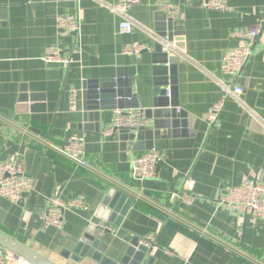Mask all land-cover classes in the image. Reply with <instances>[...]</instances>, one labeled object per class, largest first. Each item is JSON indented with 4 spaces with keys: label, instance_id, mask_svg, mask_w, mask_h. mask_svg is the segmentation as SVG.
I'll use <instances>...</instances> for the list:
<instances>
[{
    "label": "crops",
    "instance_id": "obj_1",
    "mask_svg": "<svg viewBox=\"0 0 264 264\" xmlns=\"http://www.w3.org/2000/svg\"><path fill=\"white\" fill-rule=\"evenodd\" d=\"M173 1L182 11L171 30L157 0H141L129 11L133 34L120 35L122 18L112 9L118 0H0V116L56 145L74 135L84 136L87 162L136 191L125 192L100 178L95 179L99 184L94 183L92 173L24 140L0 121V160H16L35 179V192L21 202L0 197V232L53 264H68L63 254L74 250L91 224L117 230L116 235L97 237L119 255L136 237L155 235L149 264H258L249 257L264 262V219L235 213L219 203L229 188L245 181L264 183V28L237 81L244 93L225 101L212 130L207 124L211 106L222 99V85L233 84L234 79L221 70L223 55L238 46L231 33L264 27V0H228L226 12L201 8L198 0ZM78 11L81 52L73 56L69 69L46 63L48 47L68 51L74 46L76 38L60 34L57 18ZM164 36L174 48L170 58L179 59L174 100L185 116L179 126L169 129H157L149 119L147 130L159 133L153 144L162 161L157 179L139 183L131 179V161L150 151L146 149L150 141L144 138L141 147H135L121 134L104 140L102 132L114 109L100 110L96 122L98 111L87 110L88 91L101 94L108 88L95 89L96 80L125 79V75L129 81L121 90H132L139 109L152 108L153 68L166 55L159 41ZM178 37L183 39V49L176 46ZM127 43L150 50L138 58L125 56L122 48ZM70 89L77 91L76 109L70 106ZM22 96L24 103H20ZM97 124V129H85ZM188 177L191 189L185 188ZM112 188L134 199L119 226L96 217ZM185 191L197 196L192 205L172 201V195ZM139 194L147 200L137 199ZM78 196L84 198V209L65 211L62 229L42 225L41 215L50 199L70 202ZM159 222L164 223L161 229ZM198 228H207L212 236L201 235Z\"/></svg>",
    "mask_w": 264,
    "mask_h": 264
},
{
    "label": "built area",
    "instance_id": "obj_2",
    "mask_svg": "<svg viewBox=\"0 0 264 264\" xmlns=\"http://www.w3.org/2000/svg\"><path fill=\"white\" fill-rule=\"evenodd\" d=\"M201 8L216 11L226 12L228 10V0H198ZM159 11L166 17L168 21H176L181 16V8L173 0H157ZM141 0H118L116 6L112 7L122 18L118 33L120 35H131L134 32V26L129 11L132 7L139 5ZM57 27L62 36H74V46L66 51L61 46H50L46 49L43 60L48 64H59L64 68L69 69L73 63V56L81 52L78 38L82 30V22L79 11L74 14L60 15L57 18ZM263 25L260 24L255 28L235 30L231 33V37L238 42V46L223 55L221 70L227 75L231 76L233 84L230 86L222 85L223 96L220 101L213 104L208 112L207 124L212 130L217 124L220 115L224 109L225 101L228 98L239 99L244 93V88L237 84L242 71L248 64L253 55V48L258 41ZM161 45L164 46V51L169 56L174 51L171 45V39L168 36L159 38ZM150 48L143 44L127 43L122 48V54L125 56L140 57L145 51ZM170 57V56H169ZM170 97V91L167 94ZM70 106L73 109L77 108V91L75 89L69 90ZM0 121L18 133L24 140L31 141L41 146L45 151L53 152L56 155L70 160L76 168L86 170L92 173L96 178L104 179L111 183L114 187L119 188L125 192L136 191L124 184L114 182L107 176L100 173L86 160V140L84 136L74 135L67 142L62 145H56L36 134L29 127L20 125L6 117L0 116ZM149 128V119L146 115V110L143 109H121L116 108L112 111L110 121L102 132L104 140L113 139L118 134L128 131L130 134H138L140 131ZM162 161L161 154L158 150L152 149L147 153L135 157L131 161V179L143 183L147 180L157 179L159 175V166ZM193 182L190 177L186 180L185 188L191 189ZM35 192V179L28 176L23 166L16 160H0V197L5 198L13 203H19L23 197ZM172 201H180L185 206L192 205L197 196L190 192H181L172 195ZM137 199L147 200L142 194L137 196ZM220 204L225 205L235 213L249 215L253 218L264 219V183L257 181H245L240 186L232 187L227 190L220 200ZM85 206L83 196H78L70 202H64L59 198L50 199L49 208L42 213V225L45 228L55 227L63 228L64 212L67 210H83ZM164 226L163 222L158 223V228ZM99 234L109 233L116 235L117 230L105 224L97 226ZM201 235L209 237L212 236L207 228L197 229ZM155 235H149L142 239V244L147 248L153 246ZM258 264H264L260 260ZM0 264H31L30 262L18 257L14 252L0 246Z\"/></svg>",
    "mask_w": 264,
    "mask_h": 264
},
{
    "label": "water",
    "instance_id": "obj_3",
    "mask_svg": "<svg viewBox=\"0 0 264 264\" xmlns=\"http://www.w3.org/2000/svg\"><path fill=\"white\" fill-rule=\"evenodd\" d=\"M172 21H169V30L173 28ZM176 40V46L183 49L182 38L178 37ZM163 47V46H161ZM163 49V48H162ZM179 62L178 58H170L167 54L164 55V59H158L155 62L153 71L156 76L155 82V98L153 99V106L146 110V115L148 119H153L155 121V128H165L169 129L176 128L181 124L179 119L184 118L185 112L178 111L177 103L174 98L176 97V84L177 81L175 75L176 65ZM170 74V78L167 77ZM125 79L121 76L117 80H96L94 82V88L103 90V93L92 95L88 91L89 103L87 110L91 111L96 109L98 111L94 115L96 122L99 121L100 110H110V109H139L141 107L140 102L133 98L131 89L121 88L123 84H126L129 80L123 75ZM164 76V77H163ZM159 77V78H157ZM109 85L113 86V89H109ZM85 88L88 86L85 85ZM169 88V90H168ZM90 90V88H89ZM93 91V90H92ZM168 91H170V97H168ZM103 95V96H101ZM24 97L20 98V103H24ZM96 101H92V100ZM107 100V101H104ZM131 99V102H129ZM96 103V104H95ZM85 114V119H87ZM97 126H85V129H97ZM121 134L123 141H130L135 147H141L139 144L144 138H147L150 142L147 144V150H152L154 148L153 139L159 137L158 132H153L150 130L140 131L138 134H130L128 131H124ZM120 198V204L116 206V201ZM122 203L125 205L123 206ZM134 199L127 194L112 188L107 193L102 205L96 213V217L102 218L105 221H109L114 225L119 226L120 222L123 220L127 211L133 206ZM99 229L91 224L85 236L77 243L73 251H66L63 256L68 260V264H143L146 257L150 254L151 249L143 245L142 239L135 238L130 242V245L126 251L119 255L118 251L116 253L104 243L99 237ZM0 246L14 252L18 256H22L26 261L31 264H53L41 255L31 251L30 249L19 244L15 240L11 239L9 236L0 232ZM111 254V255H109ZM151 257L148 256L146 261L149 264Z\"/></svg>",
    "mask_w": 264,
    "mask_h": 264
},
{
    "label": "trees",
    "instance_id": "obj_4",
    "mask_svg": "<svg viewBox=\"0 0 264 264\" xmlns=\"http://www.w3.org/2000/svg\"><path fill=\"white\" fill-rule=\"evenodd\" d=\"M92 179H93V182L94 183H96V184H99L95 179H96V177L95 176H92ZM99 180V179H98ZM136 182V181H135ZM149 212L151 213V214H153V215H156L157 213L154 211V210H152V209H149Z\"/></svg>",
    "mask_w": 264,
    "mask_h": 264
}]
</instances>
